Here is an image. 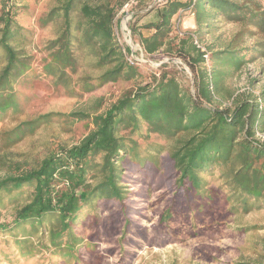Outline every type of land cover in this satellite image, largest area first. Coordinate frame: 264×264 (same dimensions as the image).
Wrapping results in <instances>:
<instances>
[{
    "label": "trees",
    "instance_id": "trees-1",
    "mask_svg": "<svg viewBox=\"0 0 264 264\" xmlns=\"http://www.w3.org/2000/svg\"><path fill=\"white\" fill-rule=\"evenodd\" d=\"M0 1V120L22 113L33 97L40 78L35 64L52 79L54 90L63 88L70 96L119 81L133 83L105 110L98 99L89 111L38 115L0 134L3 148H9L59 121L92 125L78 144L57 146L43 159L17 162L0 156L6 167L0 177V243L7 245L0 253L8 263L88 264L82 252L92 253L100 235L112 232L110 253L127 264L129 254L132 260L144 244L163 247L184 240L179 235L193 211L205 212L202 202L248 213L264 199V142L256 136L264 134V87L257 96L225 88L245 66L264 57V0H163L134 16L131 32L139 36L144 54L181 57L193 73L194 92L165 69L146 83L128 60L130 51L119 45L115 28L130 0H56L38 25L45 29L60 21V32L45 43L38 64L25 46L33 33L20 22L22 7ZM187 9L194 11L198 31L217 20L239 23L242 30L217 52H203L192 37L176 44L178 38L170 37L173 20ZM254 37L252 46H244ZM88 57L99 75L80 76ZM26 85L31 94L19 88ZM225 100L229 107H223ZM152 136L171 144L151 142ZM161 172L156 191L174 194L149 230L141 221L144 207L136 203L150 199L145 191ZM135 181L146 189L133 198L126 183ZM217 181L221 184L212 187Z\"/></svg>",
    "mask_w": 264,
    "mask_h": 264
},
{
    "label": "rangeland",
    "instance_id": "rangeland-1",
    "mask_svg": "<svg viewBox=\"0 0 264 264\" xmlns=\"http://www.w3.org/2000/svg\"><path fill=\"white\" fill-rule=\"evenodd\" d=\"M96 1L93 0L92 2ZM14 2L23 9L22 17L20 18L21 24L33 33L32 42L25 44V46H27L29 54L36 57L38 64L43 56L42 50L45 43L54 40L61 28L60 21H56L47 28L41 29L38 21L39 18L57 6L58 3L56 0H14ZM261 5L264 8V1L261 2ZM154 6L153 0H150L144 5H138L137 9H132L131 12H134L135 15L138 12L145 14ZM182 11L184 12H179L173 20V32L170 35L172 39L178 38L175 42L176 44L180 40L192 37L195 44L203 52H206L209 48L213 49V52H217L226 48L233 37L242 30L239 23L217 20L210 27L198 31L194 11L192 9ZM133 17L131 20L127 17V26L128 30L130 29V33L127 30L125 36L120 29V22L123 17L117 16L116 21L119 23V30L116 32V37L119 45L125 51H130L129 55H127L128 60L139 68L142 80L148 83L152 80V75L159 76L162 69H165L175 75L183 86L191 88L194 92L193 73L181 57L177 55L168 56L164 51L152 56L144 54L139 36L131 32L130 26L133 22ZM188 22H191L192 25L188 24ZM256 39L257 37L247 40L244 46H252ZM128 40L133 45H129ZM81 66L80 76H97L101 73V70L95 67L90 57L83 59ZM35 67L39 70L40 78L34 83L33 97L26 106L24 105L22 113L8 115L0 120V134L9 132L21 122L31 120L38 115L89 111L98 99L104 100L102 110H105L125 90L133 86L132 82L119 81L116 84L106 85L89 94L77 93L75 96H70L63 88L54 90L52 79L46 78L41 73V67L36 66V64ZM206 67L210 69L211 63L207 62ZM263 87L264 57L248 64L235 78L225 83V88L233 91L235 95L250 93L257 96ZM19 88L27 92V94L32 93L27 85L19 86ZM222 103L223 107L231 105L228 100ZM91 129L92 125L86 121H59L42 127L34 135L26 137L22 142L9 148H3L4 138H2V141H0V156L5 155L7 160H15L17 162H23L26 158L31 161L40 160L48 156L49 152L57 146L70 147L78 144ZM256 136L257 139L264 142V139H262L264 137L263 133H257ZM150 139L151 142H157L164 147L171 144L156 136H152ZM166 154V152L162 153L161 156H166ZM5 170L6 167H3L0 163V177L4 176ZM159 176L153 186L146 191V188L139 181L126 183L129 186L128 190L131 193V197L135 198L137 196L135 192L137 191H145L150 195V199L146 200L144 205L136 203V207L140 209L144 207L141 221L142 225L149 230L155 229L160 214L165 210V207L171 205V197L174 194L173 192L167 193V191L165 193L163 190L156 191L158 190V179L162 178L163 172ZM220 184L219 181L214 182L212 187L217 188ZM164 193L167 195L164 196ZM183 203H180V207ZM201 204L203 207L202 211L205 212L199 213L195 209L193 211L194 217L191 218V221H185L187 224H185L183 234L182 236L179 235L180 238H185L184 240H176L174 243L172 242L163 247H150L148 244H144L132 260L130 259L132 255L129 254L127 258L129 263L127 262V264H264V199L260 201L253 211L248 213L243 211L231 213L228 205H223L220 202L217 204L208 202L206 207L203 202ZM108 214L109 212H106L103 217ZM183 214L185 216L188 215L186 213ZM195 215L197 216L195 217ZM90 234L92 233L88 231L86 237L90 236ZM112 235V232H108L106 238H104L105 235L102 236L101 234V238L96 241L97 245L94 246L92 253L82 252L88 264H122L118 254L113 255L115 254L114 252L110 253V249L115 244V239ZM4 247H7V245H1L0 243V250ZM11 249L14 250V247H11ZM0 264H10L1 253Z\"/></svg>",
    "mask_w": 264,
    "mask_h": 264
},
{
    "label": "built area",
    "instance_id": "built-area-1",
    "mask_svg": "<svg viewBox=\"0 0 264 264\" xmlns=\"http://www.w3.org/2000/svg\"><path fill=\"white\" fill-rule=\"evenodd\" d=\"M162 1L163 0H153L154 5L160 4ZM139 2H140V0H130L128 3H126L124 5V7L122 8V10H121V12L119 14V16L123 17L122 21L120 22V29L122 30L124 35L127 34V33H126L125 27L123 26V20L125 18H127V17H129L130 20L132 19V17L135 15V13L131 12V10L137 8V6L139 5ZM179 12L183 13L184 11L181 10ZM129 23H130V21H129ZM118 25H119V23L116 21V28H115L116 32L119 30L118 29ZM128 32L130 33V29L128 30ZM262 139H264V137H262Z\"/></svg>",
    "mask_w": 264,
    "mask_h": 264
},
{
    "label": "bare ground",
    "instance_id": "bare-ground-1",
    "mask_svg": "<svg viewBox=\"0 0 264 264\" xmlns=\"http://www.w3.org/2000/svg\"><path fill=\"white\" fill-rule=\"evenodd\" d=\"M189 21H191V20H189ZM123 24H124V27H125V29H126V31H127V30H128V26H127V18L124 20ZM188 24L192 25L191 22H190V23L188 22ZM128 44H129V45H133V44H131V41H130V40H128ZM135 48H136V46H135Z\"/></svg>",
    "mask_w": 264,
    "mask_h": 264
}]
</instances>
